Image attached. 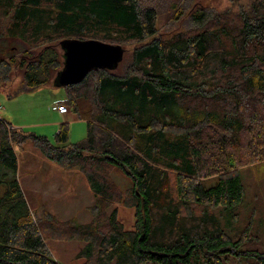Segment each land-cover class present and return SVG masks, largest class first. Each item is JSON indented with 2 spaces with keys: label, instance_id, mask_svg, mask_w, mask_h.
Returning a JSON list of instances; mask_svg holds the SVG:
<instances>
[{
  "label": "trees",
  "instance_id": "16d2710c",
  "mask_svg": "<svg viewBox=\"0 0 264 264\" xmlns=\"http://www.w3.org/2000/svg\"><path fill=\"white\" fill-rule=\"evenodd\" d=\"M161 12L141 0H0V84L19 72L13 95L53 82L63 40L123 49L116 68L65 86L61 103L87 122L76 143H68L66 122L52 145L8 130L0 117V264H59L46 241L60 238L83 242L78 264H237L243 256L264 264V249H241L250 228L232 239L214 212L243 200L241 168L264 160V0L198 10L190 30L167 37L157 35ZM26 141L83 171L96 199L93 221L33 216L18 181L16 148ZM110 168L131 180L123 199L134 210L131 228L116 208L108 212L113 183L101 171Z\"/></svg>",
  "mask_w": 264,
  "mask_h": 264
},
{
  "label": "rangeland",
  "instance_id": "374dc122",
  "mask_svg": "<svg viewBox=\"0 0 264 264\" xmlns=\"http://www.w3.org/2000/svg\"><path fill=\"white\" fill-rule=\"evenodd\" d=\"M141 2L146 7L153 6L162 11L157 22V35L161 37L190 30L191 16L198 10L212 13L227 8L236 10V7L247 4V0H141ZM10 43L11 45L8 43L9 47L14 46L12 43L17 44V42ZM125 47L124 61L127 64L132 58L134 45L128 43ZM124 67L119 70L120 75L125 70ZM9 79L0 84V95L4 96L0 105H5L18 120L30 125L34 123L22 127L23 132H31L37 136L44 135L43 131L47 128L42 124L51 119L52 104L64 98L68 87H61L52 82L35 88L33 92L15 96L13 93L19 88L21 75L12 70ZM3 113L4 108L0 110V117H3ZM86 129L87 122L84 120L68 123V143H76L83 139L86 136ZM56 131L47 136L52 145L56 144ZM16 153L19 160L18 181L35 218L39 219L42 212L47 211L54 216V220L71 223L73 226L94 220L97 209L96 199L80 168L60 167L46 158L39 148L29 141L16 148ZM101 172L113 183L111 186L113 201L109 205L108 212L116 208L119 222L125 228H131L134 222V210L123 205V199L128 195L131 187L130 178L118 168H110L106 171L103 169ZM241 178L244 184L243 200L232 208L218 206L214 212L222 228L232 239L239 237L246 227L250 228L253 237L242 245L241 249L261 250L264 249V160L241 168ZM214 181H206L205 187L211 186ZM46 244L59 264H78L74 257L83 247V242L75 238H60L49 239ZM253 261V258L243 256L237 264H249Z\"/></svg>",
  "mask_w": 264,
  "mask_h": 264
},
{
  "label": "water",
  "instance_id": "95a60500",
  "mask_svg": "<svg viewBox=\"0 0 264 264\" xmlns=\"http://www.w3.org/2000/svg\"><path fill=\"white\" fill-rule=\"evenodd\" d=\"M62 68L53 82L61 87L81 82L92 69L116 68L123 59V49L97 39H66L61 43Z\"/></svg>",
  "mask_w": 264,
  "mask_h": 264
},
{
  "label": "crops",
  "instance_id": "0c3cea01",
  "mask_svg": "<svg viewBox=\"0 0 264 264\" xmlns=\"http://www.w3.org/2000/svg\"><path fill=\"white\" fill-rule=\"evenodd\" d=\"M33 91L34 90H32L30 92H33ZM21 93H26V92H21ZM21 93H18L17 95H19ZM17 95H15V96H17ZM3 97L4 96H1L0 95V101L3 100ZM64 98H65V96H64ZM64 98H62L58 102H55V103L52 104L51 109H52L53 112H51V119L49 121H47L46 123H43L42 124L43 127H46L47 128L45 131H43V134L44 135H42V136H44V137L47 138V136H48L49 133H53L55 130H57L56 133H55V135H56L58 133V131H59V127L61 126V124L65 123V122L68 124V123H70L72 121H80V120H78L77 116L73 112L68 111L67 113L62 114V113H60V112H58L56 110V105L57 104H61V101ZM0 106H2V105H0ZM3 106H2V108H4V113H3V117H1V118L6 123H9L13 128H17V129H20L21 130V128L24 127V126L34 125V123H32L30 125V124L24 123L23 121L18 120L15 116H13L11 114V112L9 111L8 108H6L5 105H3ZM23 133H25V134H29V133L30 134H34V133H31V132H29V133L23 132ZM18 164H19V160H18Z\"/></svg>",
  "mask_w": 264,
  "mask_h": 264
},
{
  "label": "built area",
  "instance_id": "2783aa9c",
  "mask_svg": "<svg viewBox=\"0 0 264 264\" xmlns=\"http://www.w3.org/2000/svg\"><path fill=\"white\" fill-rule=\"evenodd\" d=\"M1 109H2V108L0 107V110H1ZM56 110H57L58 112L62 113V114H65V113L68 112V108H67V106L64 105L63 103H61V104H57V105H56ZM7 128H8V130H12V129H13V127H12L11 125H8Z\"/></svg>",
  "mask_w": 264,
  "mask_h": 264
}]
</instances>
